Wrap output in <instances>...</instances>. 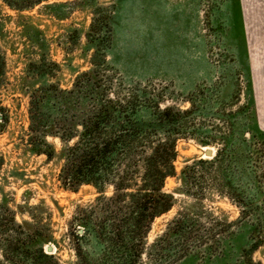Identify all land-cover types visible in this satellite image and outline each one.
<instances>
[{
	"label": "trees",
	"instance_id": "obj_1",
	"mask_svg": "<svg viewBox=\"0 0 264 264\" xmlns=\"http://www.w3.org/2000/svg\"><path fill=\"white\" fill-rule=\"evenodd\" d=\"M1 1L22 12L49 0ZM93 14L86 33L87 48L93 50L91 67L77 73L71 87L52 80L60 64L47 55L31 63L40 77L28 91L27 143L33 153L58 165L61 188L76 192L90 185L97 195L76 205L61 240L55 237L51 218L28 213L30 219L18 220V212L1 200L0 264H68L58 255L61 241L74 252L69 264H179L199 247L205 255L225 252L238 234L245 236L248 253L264 245V129L254 107H244L252 121L240 131L231 123L227 132L216 126V133L207 129L202 137L191 135L194 101L185 109L162 105L161 93L137 86L125 89L109 74L97 38L103 18L96 10ZM4 67L1 57L0 76ZM246 83L252 102L249 78ZM189 136L216 152L211 158L188 159L178 171V140ZM50 139L58 140L59 147ZM171 177L179 186L168 191ZM207 189L226 198L236 217L201 207L181 208L150 240L157 218L176 205V193L201 202ZM47 245L57 250L48 252Z\"/></svg>",
	"mask_w": 264,
	"mask_h": 264
},
{
	"label": "rangeland",
	"instance_id": "obj_2",
	"mask_svg": "<svg viewBox=\"0 0 264 264\" xmlns=\"http://www.w3.org/2000/svg\"><path fill=\"white\" fill-rule=\"evenodd\" d=\"M61 2L67 4L49 6ZM95 10L103 18L97 38L109 74L123 88L159 92L162 105L182 109L194 101L191 135L202 137L207 129L216 133V126L227 132L231 123L240 131L252 121L244 111L248 104L264 129V0H49L22 12L0 0V59H5L0 76V201H8L18 220L30 219L28 213L51 218L59 240L76 205L93 200L97 192L90 185L76 192L61 188L58 165L30 150L28 91L40 77L31 63L47 55L60 64L52 80L71 87L76 74L91 67L93 50L87 48L86 33ZM248 78L253 103L247 96ZM50 141L59 147L58 140ZM208 147L192 136L180 138L177 170L193 157L211 158L205 155ZM177 186L176 177L167 180L168 191ZM176 198L173 209L155 221L150 240L181 208L201 207L215 215L224 211L230 219L237 215L234 206L211 189L201 202L178 193ZM245 243V236L238 234L225 252L205 255L199 247L179 264H264V245L248 253ZM58 255L68 264L75 259L62 241Z\"/></svg>",
	"mask_w": 264,
	"mask_h": 264
},
{
	"label": "water",
	"instance_id": "obj_3",
	"mask_svg": "<svg viewBox=\"0 0 264 264\" xmlns=\"http://www.w3.org/2000/svg\"><path fill=\"white\" fill-rule=\"evenodd\" d=\"M205 155L207 157H212V156L215 155V151L211 147H208L207 149H205ZM46 250L48 252H51V253L53 252L54 253L55 252V247H54V245H47L46 246Z\"/></svg>",
	"mask_w": 264,
	"mask_h": 264
}]
</instances>
